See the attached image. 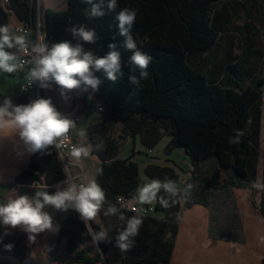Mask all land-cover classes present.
I'll return each mask as SVG.
<instances>
[{"label": "trees", "instance_id": "trees-1", "mask_svg": "<svg viewBox=\"0 0 264 264\" xmlns=\"http://www.w3.org/2000/svg\"><path fill=\"white\" fill-rule=\"evenodd\" d=\"M217 1L219 0H117L115 12H107L104 17L95 19H89L85 15V9L89 5L83 0H66L63 10H42L40 7V11L43 13L45 42L49 47L55 42L72 40L68 29L85 25L94 29L99 37L95 44H86V50L92 51L97 57H103L111 50L108 45L115 43L116 50L121 52L123 75L117 73V80L112 82L102 71L96 73L102 81L99 90L86 93L97 100V112L103 123L122 125V133L130 138L137 136L148 150L161 140L163 134H167L170 137L167 152L177 147L182 148L193 165L213 156L216 168L224 170L226 174L230 173L226 176L228 188L252 190L251 184L255 181L258 161L255 146L256 136L259 134V103L264 82L254 79L245 86L242 84L244 79L249 78L246 57L223 63L216 76L199 71L187 61L188 57L203 55L218 45L220 32L212 17ZM7 7L16 20L33 26L36 8L30 0H10ZM125 7L137 10L132 35L138 48L152 57L148 68L149 76L141 81L139 89L129 84L128 68L124 65H127L131 52L122 47L123 37L118 35L116 26L115 16ZM5 24L9 25L8 14L0 6V25ZM72 42L75 43L74 40ZM52 86L58 88L54 83ZM70 93L79 94V90ZM5 97L11 98L15 104L30 101L24 95L0 93V102ZM103 123L90 129L89 135L92 155L102 164V170L95 179L106 194L105 211L109 203L118 208L116 199L120 196L131 200L137 194L138 181L137 166L127 164L126 160L117 157L116 144L106 140L101 146L100 140L93 137L106 136L109 128ZM235 130H242L244 135L239 144H230L229 138L234 137ZM113 168L118 170H109ZM114 171H118V174ZM107 172H112V175L106 177ZM144 173L151 180H178V173L168 167L149 164L144 168ZM64 179V169L54 150L51 155H31L27 168L16 178L18 183L36 182L45 186L56 185ZM204 183L205 189H220L212 187L210 181ZM33 193L35 190L18 187V195L30 196ZM160 196L168 200L167 207L159 202ZM180 198L185 199L182 208ZM192 204L208 207L210 203L207 193L204 190L194 192L185 188L177 197L172 198L165 196L164 190H160L154 212L150 216H142L143 224L134 238L135 246L126 252H121L115 246L117 230L125 227L124 222L118 218L119 213L117 218L109 216V220L100 216L104 229L109 233L110 242H101L99 248L104 256L112 249L115 260L120 264L167 262L172 253L180 213ZM50 208L56 211L68 233L66 235L70 246L65 264H93L92 258L80 249L91 241V237L85 233L78 214L74 210L58 212ZM118 209L125 217L137 214ZM260 209L264 216L262 199ZM155 212L160 214V219L153 216ZM233 218V231L217 236V229L212 224L210 234L224 240H228L233 234L238 236L241 225L236 215ZM91 223L95 231L101 230L94 221Z\"/></svg>", "mask_w": 264, "mask_h": 264}, {"label": "clouds", "instance_id": "clouds-1", "mask_svg": "<svg viewBox=\"0 0 264 264\" xmlns=\"http://www.w3.org/2000/svg\"><path fill=\"white\" fill-rule=\"evenodd\" d=\"M83 2L89 5V8L85 9V15L89 19L104 17L107 12H115L118 6L117 0ZM136 17V9L125 7L116 14L115 20L118 35L123 37L122 47L131 52L127 65H124L128 68L129 84L139 89L141 81L149 76L148 68L152 57L138 48L132 35ZM68 31L72 40L55 42L49 47L42 37L28 41L25 36L15 34L10 25H0V73L11 74L29 65L27 87L38 84L39 88L51 91L54 83L58 86L64 102L70 99L68 93L74 90H79V94L97 92L102 81L96 73L102 71L112 82L117 80V73L123 75L121 52L116 50L115 43L108 45L111 50L105 56L97 57L92 51L85 49L86 44H95L99 39L94 29L80 25L72 26ZM13 48L17 49V52L27 54L29 59H21L16 53L8 51ZM87 98L91 100L92 96L88 95ZM75 128V120L60 112L51 97L31 99L26 104H15L9 97L0 102V132H6L0 139H12L14 151H17L18 155H51L55 150L57 156L63 160L62 149L70 142L69 133ZM79 135L83 137L85 133L81 131ZM243 135L242 130H235V135L229 138V143L239 144ZM90 151V146L73 145L69 155L72 160L80 163L90 156ZM64 174L65 179L57 185L54 193L37 190L32 197L9 196L7 202L0 203V226L4 227L0 242L11 234L9 229H20L28 235V241L34 243L40 233L59 231V225L54 224L53 216L45 211L47 207H52L58 212L74 210L103 261L106 257L99 244L108 241L109 233L103 229L95 231L91 222L95 221L104 209L107 202L105 191L94 177L89 178L83 170L80 175L74 177L66 165ZM193 187L192 184L187 185L188 190ZM251 187L264 190V183L257 179L252 182ZM161 189L164 190L165 196L172 198L177 197L180 192L173 181L153 180L137 189V194L132 197L130 204H153L157 201ZM159 202L165 207L168 206V200L164 196L159 197ZM131 210L137 214L125 217L115 205L109 203L103 213L106 217L119 213V220L124 222L125 227L117 230L115 237V246L121 252L129 251L135 246L134 238L143 224V211L135 207ZM258 243L264 245V235H258ZM4 247L11 251L13 245L9 243Z\"/></svg>", "mask_w": 264, "mask_h": 264}, {"label": "crops", "instance_id": "crops-1", "mask_svg": "<svg viewBox=\"0 0 264 264\" xmlns=\"http://www.w3.org/2000/svg\"><path fill=\"white\" fill-rule=\"evenodd\" d=\"M44 9L60 10L53 8L50 0H44ZM62 10V9H61ZM21 77L18 71L8 74L0 73V93L21 96L20 90ZM40 88L36 84L34 91L29 92L27 97L31 100V94H36L39 98ZM70 99L69 105L66 110L57 109L70 118L75 119L76 128L71 130L70 133L76 145L90 146V156L82 162L77 163L70 160V171L74 177L80 175V171L87 173L89 178H95V172L92 169L96 161L92 155V145L90 142L89 130L102 124L100 114L97 112L98 102L91 94H77L68 93ZM88 95L92 96L89 100ZM94 107L96 114H92L91 108ZM107 124L109 130L105 137L93 135L97 140H100V145L106 140L111 141L118 147L117 140H126L130 138L121 131L122 125L117 124L119 127V134L115 138L111 132L112 122L103 123ZM83 131L85 135L81 137L79 133ZM6 135V132H0V136ZM138 138L134 137L132 140ZM118 154V153H117ZM31 155H18L14 151L13 140L9 138L0 139V203L7 202L9 196L16 197L18 195V187L28 188L30 190H50L54 193L57 190V185L45 186L36 182L26 183L19 182L16 178L27 168ZM118 157V155H117ZM151 165H155L149 163ZM147 164V165H149ZM146 165V166H147ZM76 166H79L78 168ZM145 166V167H146ZM159 166V165H156ZM177 168L176 165H173ZM144 167V168H145ZM168 167L170 166H159ZM143 168V172H144ZM175 170V169H174ZM176 171V170H175ZM151 180V179H150ZM153 181V180H152ZM228 188V187H227ZM230 195L228 198L231 200L234 213L238 222L241 225L238 236L233 234L228 240L217 238L220 234H224V228L221 227L219 231L218 224H213L216 235L210 234V227L212 225V215L210 205L205 207L201 204H192L187 209H182L179 217L177 231L174 239L173 249L171 256L167 262H155L149 264H264V245L258 243V235H264V216L261 214L260 206L253 202L251 189L246 188H229ZM163 190V189H161ZM34 195L31 194L29 197ZM182 208V206H180ZM47 207L45 211L53 216V222L59 225L57 233L43 232L36 237L34 243L28 241V235L20 229H9L10 235L3 238L0 242V264H65L66 258L69 254V237L64 229L63 223L58 219L56 211L50 210ZM63 215V213H61ZM60 215V216H61ZM160 219V216L157 217ZM234 220V218H233ZM235 221V220H234ZM99 225L101 230H105L101 221L100 213L94 221ZM1 235H3L4 227L1 226ZM220 232V233H219ZM228 234V232H227ZM221 236V235H220ZM113 237V236H112ZM111 237V238H112ZM106 241L107 244H109ZM11 243L13 248L11 251L4 253L6 250L4 245ZM80 249H83L89 255L93 264H98V260L91 254V241L86 242ZM94 251V250H93ZM106 257L115 258L112 249H109ZM106 264H120L115 259H111L110 263Z\"/></svg>", "mask_w": 264, "mask_h": 264}, {"label": "rangeland", "instance_id": "rangeland-1", "mask_svg": "<svg viewBox=\"0 0 264 264\" xmlns=\"http://www.w3.org/2000/svg\"><path fill=\"white\" fill-rule=\"evenodd\" d=\"M33 5L41 7L44 5V0H31ZM40 1V2H39ZM53 8L64 9L66 7V0H50ZM43 16V13H41ZM213 20L220 32L218 45L205 52L203 55H195L188 57L187 61L190 65L199 71L214 74L216 76L220 72V68L225 62H234L239 58L246 57L249 78L243 80L242 84L245 86L254 79H261L264 82V0H219L214 4L212 12ZM251 78V79H250ZM33 99H36V94H31ZM51 97L53 104L61 110H66L70 101L64 102L59 94V89L52 86V90H44L40 88L39 98ZM260 107V121L259 134L256 136V149L258 152V161L256 165L255 181L260 180L264 183V173H262V166H264V87H262V95L259 103ZM92 114H96L95 108L92 107ZM115 138L119 134V127L116 123L111 125V132ZM254 136V138H255ZM133 138L126 140H117L120 147L118 158L126 160L127 164L131 163L137 166L136 180L138 181V188L152 182L149 177L143 172V168L149 164L159 166L174 167L178 173V180L173 181L176 187L181 191L187 188L188 184L194 187L190 191L204 190L209 198L210 210L212 215V224H218L224 228V234L233 231L234 208L231 200L228 198L230 189L227 188V174L224 170L220 171L218 186L220 189L211 190L205 189V183L211 180L212 174L216 169L215 157L211 156L198 164L193 165L189 157L186 156L182 148H174L169 152L166 151L170 137L163 134L161 140L149 151L144 147L139 138L135 141ZM102 164L97 160L94 162L92 169L95 176L102 170ZM173 165H176L177 168ZM65 170V169H64ZM70 170V168H69ZM110 171L118 170L117 168L109 169ZM118 174V171H114ZM106 177H110L112 172L105 173ZM207 187V186H206ZM115 186L112 188L114 189ZM251 195L255 205L260 206L261 199L264 200V190L252 189ZM185 199L180 198V206L184 205ZM103 209L100 216L109 220V216H104ZM153 215L159 217V213L155 212ZM117 218V216L115 217ZM91 254L98 264L110 263L111 259L106 257L103 261L100 259V254L97 253L95 246L91 243ZM94 250V251H93Z\"/></svg>", "mask_w": 264, "mask_h": 264}, {"label": "built area", "instance_id": "built-area-1", "mask_svg": "<svg viewBox=\"0 0 264 264\" xmlns=\"http://www.w3.org/2000/svg\"><path fill=\"white\" fill-rule=\"evenodd\" d=\"M30 2L32 3L31 0H30ZM9 3H10V0H0V6L4 10V12L8 14L9 25L12 27L14 33L17 35L25 36V38L28 41H35L38 37H42L45 41V34H44V30H43L44 22H43V16H42L41 11H40V7L39 6L36 7L34 5L36 8V13H35L33 26H31L29 24H25L23 22H19L18 20H16L15 15L7 7ZM10 52L16 53L18 56H20L21 59H24V60L29 59V56L27 54H25L24 52H17V49H15V48L10 49ZM29 67H30L29 65H25L22 69L17 70L18 73L20 74V77H21L20 90L19 91L24 96H27V94H29V92L34 91L36 88V84H33L31 87H27V73H28ZM25 87H27L26 90H23ZM70 135H71V133H69V136ZM73 145H76V144L73 141L72 136H70V142H68L62 149V151L64 153V159L61 160L58 157L63 169H65L66 165L68 166V168H70L71 157H70L69 153H70L71 147ZM55 153L57 154L56 151H55ZM76 167L78 168L79 166H76ZM80 174H81V171H80ZM130 201H131L130 199H127L125 197L120 196L116 199V204H117L118 208L125 210V211L132 212V213H136V212L131 210L133 207H135L138 210H142L143 216H150L154 212L155 205L157 202L156 201L153 204H142L141 205V204H130Z\"/></svg>", "mask_w": 264, "mask_h": 264}, {"label": "water", "instance_id": "water-1", "mask_svg": "<svg viewBox=\"0 0 264 264\" xmlns=\"http://www.w3.org/2000/svg\"><path fill=\"white\" fill-rule=\"evenodd\" d=\"M220 171H221L220 168H216L214 170L212 177H211V180H210V184L212 187H218L220 185V182H219Z\"/></svg>", "mask_w": 264, "mask_h": 264}]
</instances>
